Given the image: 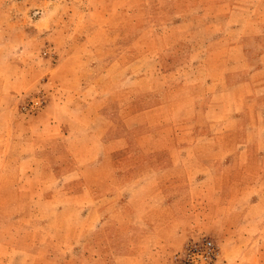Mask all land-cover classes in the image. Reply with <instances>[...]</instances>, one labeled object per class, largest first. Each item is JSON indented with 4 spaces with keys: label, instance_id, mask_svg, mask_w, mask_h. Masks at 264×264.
Returning <instances> with one entry per match:
<instances>
[{
    "label": "rangeland",
    "instance_id": "1",
    "mask_svg": "<svg viewBox=\"0 0 264 264\" xmlns=\"http://www.w3.org/2000/svg\"><path fill=\"white\" fill-rule=\"evenodd\" d=\"M163 1L0 0V264H110L116 247L128 245L122 238L131 229L140 237L141 250L152 245L166 255L172 250L164 257L170 264L181 250L170 246L177 228L183 244L213 239L225 261L231 255L229 236L236 234L234 243H241L243 234L261 227L264 98L252 103L236 124L233 114L228 112L226 119L220 107H227L231 97L219 96L212 125L196 129L201 141L185 145L184 158L171 172L134 181L136 173L171 163L163 159L164 144L146 140L167 138L176 129L136 126L133 116L154 99L129 101L133 83L125 78L126 67L142 51L139 37H150L148 27L172 24L178 11L201 2ZM194 25L199 26L187 21L195 30L190 41H208L209 31ZM248 50L257 53L256 47ZM255 67L251 64L250 70ZM206 82L203 78L195 91L204 93ZM139 83L138 91L145 87ZM263 85L258 78L246 87L249 94L263 97ZM98 91L107 96L102 113ZM179 131L192 133L189 128ZM149 151L154 154L146 160ZM119 173L124 175L118 179ZM151 178L161 183L158 191ZM82 188L88 191L84 196ZM176 198L174 206L155 213L175 214L180 220L174 225L145 221L147 203L167 206ZM128 200L136 224L130 222L128 208L119 210ZM242 216L252 222L240 224Z\"/></svg>",
    "mask_w": 264,
    "mask_h": 264
},
{
    "label": "crops",
    "instance_id": "2",
    "mask_svg": "<svg viewBox=\"0 0 264 264\" xmlns=\"http://www.w3.org/2000/svg\"><path fill=\"white\" fill-rule=\"evenodd\" d=\"M164 1L166 2V0ZM177 1L178 3L181 2V0ZM199 6L194 5L188 11H178V19L172 24L163 23V25L157 26L154 23L152 27H148L145 33L147 37H150L147 39H144L143 35L139 37L137 43L142 51L138 55L135 52L133 58L128 62V67H126L125 78L130 77L133 83L130 88L129 101L137 102L140 97L144 96H150L154 99L150 106L137 110L139 113L136 114L137 116H133L139 121L136 126L140 128L159 126L163 131L176 129L175 131L171 130L167 138L152 136L146 140L155 143L160 141L164 144L162 146L165 153H163V159L171 163L166 164L168 166L161 169L147 168L144 172L136 173V180H134L136 182L145 176L169 174L173 165L184 158L182 152L186 150L187 146L185 145H195L201 141L202 137L197 134L196 129L212 125L210 118L219 113V106L215 104L219 96L231 97V100L227 102V107L221 104L220 107L225 110V115H223L226 119L228 112L229 115L233 114L236 124L243 121L247 109L252 103L259 104V100L264 98V93L263 97L249 94L246 87L253 80L264 79V0H257V2L254 0H201ZM187 21H195L197 25H202L201 31H209L208 41L202 42L198 39L190 41L191 31L195 32V30L193 27L187 26ZM194 26L195 28L199 27ZM186 42H188V46H185ZM187 47L188 50L186 51ZM202 47L205 48L203 53L199 51ZM251 47L257 48L256 54L251 55L248 50ZM218 49L222 50L218 51ZM139 63L147 65L146 68L144 65L139 68ZM172 63L176 65L167 66V64ZM251 64H257L253 71L250 70ZM158 65H160V69ZM203 74L204 77H202ZM203 78L207 81L205 83L207 89L204 93H199L195 89L198 88L197 86ZM230 79L236 80L229 82ZM139 81H143L145 87L138 91ZM172 95L177 98L173 99ZM105 96L98 91L97 110L100 113L105 110L106 103L103 101L104 98H107ZM203 100H207L206 103ZM159 111L162 112L159 113ZM139 116L146 117L144 120L147 125L143 126L144 121H141L143 117L139 118ZM187 128L192 130L191 135L179 131V129ZM149 152L145 154V157L141 154V157L150 160L154 152ZM139 169L137 170L139 171ZM182 172L184 175L185 172ZM123 175L119 173L118 179L119 177L122 178ZM66 178L72 182L70 175ZM151 181L153 190L158 191L161 183L159 186L153 182L152 178ZM176 181H180V179ZM130 190L139 192L138 188H130ZM87 193L86 188L80 189V196ZM73 196L74 194H67L66 197ZM135 196L134 194L133 197ZM178 201V198L172 199L167 202V206L164 202L161 205L147 203L145 211H143L146 216L145 221L148 223L162 221L164 225H174L176 221L180 220L175 214L169 217H160L155 216V213L164 212L166 208H171ZM128 202L125 201V206H120L119 210H127L128 208L131 215L130 222L136 224L134 206L129 200ZM137 213L141 214V212ZM239 221L240 224L252 222L246 216H242ZM118 222L123 223V221ZM259 223H261V227L258 228V231L255 234H243L241 243H234L236 234L229 236L230 246L228 250L231 251V255L225 261L220 258L217 264L220 263L219 261L224 262V264H264V220ZM169 229L171 230V227ZM129 231V235H124L122 238L123 241L124 239L129 241L128 245L116 247L110 264L166 263L167 258L164 259V257L172 253V250L166 255L152 245L143 251L139 248L138 240L140 237L137 231L135 232L133 229ZM172 233L171 237L175 239H171L173 245L170 246H174L178 251L184 245L183 235L178 228L174 229ZM163 237L167 238L166 236Z\"/></svg>",
    "mask_w": 264,
    "mask_h": 264
},
{
    "label": "built area",
    "instance_id": "3",
    "mask_svg": "<svg viewBox=\"0 0 264 264\" xmlns=\"http://www.w3.org/2000/svg\"><path fill=\"white\" fill-rule=\"evenodd\" d=\"M219 259V245L213 239L203 237L187 241L172 255L170 264H217Z\"/></svg>",
    "mask_w": 264,
    "mask_h": 264
}]
</instances>
